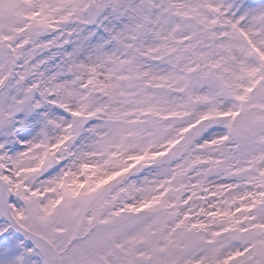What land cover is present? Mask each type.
<instances>
[{"label":"snow or ice","instance_id":"snow-or-ice-1","mask_svg":"<svg viewBox=\"0 0 264 264\" xmlns=\"http://www.w3.org/2000/svg\"><path fill=\"white\" fill-rule=\"evenodd\" d=\"M0 264H264V0H0Z\"/></svg>","mask_w":264,"mask_h":264}]
</instances>
